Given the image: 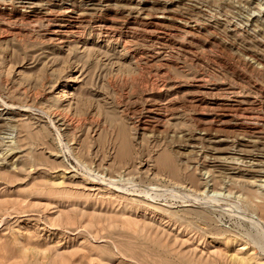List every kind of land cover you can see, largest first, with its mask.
Instances as JSON below:
<instances>
[{"label": "rangeland", "instance_id": "374dc122", "mask_svg": "<svg viewBox=\"0 0 264 264\" xmlns=\"http://www.w3.org/2000/svg\"><path fill=\"white\" fill-rule=\"evenodd\" d=\"M0 264H264V0H0Z\"/></svg>", "mask_w": 264, "mask_h": 264}, {"label": "bare ground", "instance_id": "6f19581e", "mask_svg": "<svg viewBox=\"0 0 264 264\" xmlns=\"http://www.w3.org/2000/svg\"><path fill=\"white\" fill-rule=\"evenodd\" d=\"M31 6V5H30ZM48 14V13H47ZM45 20V19H44ZM55 20V19H54ZM46 22V21H45ZM48 22V21H47ZM53 22V21H52ZM49 23V22H48ZM48 25V24H47ZM50 25H52V24H50ZM35 26V25H34ZM49 27V26H48Z\"/></svg>", "mask_w": 264, "mask_h": 264}]
</instances>
